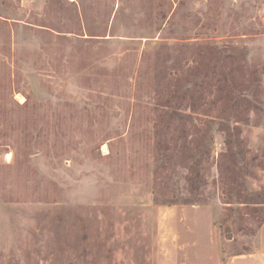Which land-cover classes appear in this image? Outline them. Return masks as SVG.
<instances>
[{
	"label": "rangeland",
	"instance_id": "374dc122",
	"mask_svg": "<svg viewBox=\"0 0 264 264\" xmlns=\"http://www.w3.org/2000/svg\"><path fill=\"white\" fill-rule=\"evenodd\" d=\"M263 223L264 0H0V264H216Z\"/></svg>",
	"mask_w": 264,
	"mask_h": 264
},
{
	"label": "crops",
	"instance_id": "0c3cea01",
	"mask_svg": "<svg viewBox=\"0 0 264 264\" xmlns=\"http://www.w3.org/2000/svg\"><path fill=\"white\" fill-rule=\"evenodd\" d=\"M213 249V260L216 264H264V223L258 231L256 240L246 252L222 260L220 245L216 244Z\"/></svg>",
	"mask_w": 264,
	"mask_h": 264
},
{
	"label": "trees",
	"instance_id": "16d2710c",
	"mask_svg": "<svg viewBox=\"0 0 264 264\" xmlns=\"http://www.w3.org/2000/svg\"><path fill=\"white\" fill-rule=\"evenodd\" d=\"M175 114H178V113H175Z\"/></svg>",
	"mask_w": 264,
	"mask_h": 264
},
{
	"label": "bare ground",
	"instance_id": "6f19581e",
	"mask_svg": "<svg viewBox=\"0 0 264 264\" xmlns=\"http://www.w3.org/2000/svg\"><path fill=\"white\" fill-rule=\"evenodd\" d=\"M19 99H21V98H19Z\"/></svg>",
	"mask_w": 264,
	"mask_h": 264
}]
</instances>
